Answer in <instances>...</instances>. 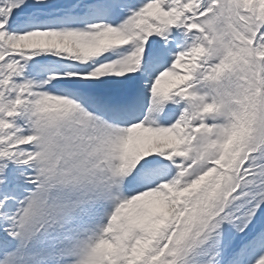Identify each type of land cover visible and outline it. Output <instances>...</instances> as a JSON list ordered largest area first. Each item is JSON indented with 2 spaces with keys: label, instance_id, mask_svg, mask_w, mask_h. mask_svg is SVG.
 I'll list each match as a JSON object with an SVG mask.
<instances>
[{
  "label": "snow or ice",
  "instance_id": "snow-or-ice-1",
  "mask_svg": "<svg viewBox=\"0 0 264 264\" xmlns=\"http://www.w3.org/2000/svg\"><path fill=\"white\" fill-rule=\"evenodd\" d=\"M0 264H264V0H0Z\"/></svg>",
  "mask_w": 264,
  "mask_h": 264
}]
</instances>
